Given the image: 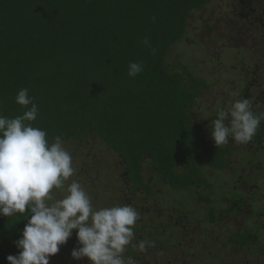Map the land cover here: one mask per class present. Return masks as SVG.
<instances>
[{
	"label": "trees",
	"instance_id": "obj_1",
	"mask_svg": "<svg viewBox=\"0 0 264 264\" xmlns=\"http://www.w3.org/2000/svg\"><path fill=\"white\" fill-rule=\"evenodd\" d=\"M213 1L0 0V114L22 115L26 109L15 97L27 88L39 108L33 126L46 130L50 143L56 137L64 143L99 137L121 158L136 190L157 194L148 182L149 169L164 188L179 194L177 204H171L177 207L167 211L171 223L184 221L189 213L183 207L194 201L197 211L206 205L211 223L222 225L243 204H236L232 197L227 209L226 200L215 195L228 178L219 177V187L207 178L216 169H225L233 149L228 143L216 146L211 138L217 114L208 119L195 114L202 89L210 90L214 80L210 76L211 80L203 81L178 59L177 64L168 63L174 47L196 27L190 28L191 19L202 18V11H208ZM253 2L261 3L264 11V0ZM145 38L148 45L143 43ZM236 42L246 43L245 39ZM130 62H143V71L130 77ZM224 81L221 84L227 87L228 80ZM246 96L241 90L223 95L227 100ZM260 100L264 113V90ZM262 124L259 132L264 138V120ZM235 174L240 178L238 170ZM217 200L225 208L219 217L220 209L212 205ZM155 213L166 214L160 208ZM147 217L155 222L153 214ZM251 217L256 222L253 232L264 229L259 211L251 210ZM25 218L24 214L0 216V264H8V255L19 254L15 242L21 238ZM156 224L157 231L163 232L173 225ZM152 227L135 225L132 243L154 236L149 232ZM160 239L154 238L156 246L171 240ZM229 239L226 246L232 264H254L260 258V245L252 248L236 232ZM143 252L138 251V256ZM157 264L168 263L159 259Z\"/></svg>",
	"mask_w": 264,
	"mask_h": 264
},
{
	"label": "clouds",
	"instance_id": "obj_2",
	"mask_svg": "<svg viewBox=\"0 0 264 264\" xmlns=\"http://www.w3.org/2000/svg\"><path fill=\"white\" fill-rule=\"evenodd\" d=\"M143 43L148 45V39ZM143 69V62H130L128 75L135 77ZM15 102L26 109L22 115L0 114V216L24 214L27 223L15 242L19 254L8 255V264H50L73 230L81 246L71 251L72 258L87 257L90 264H136L125 253L135 239L139 212L129 204L97 208L79 181L66 183L76 171L72 154L60 137L50 143L47 131L33 126L39 108L27 88L18 91ZM262 120L264 113H255L247 98L237 99L218 111L211 138L216 146L230 139L247 144ZM55 190L64 193L62 198H55ZM134 246L143 252L154 242L140 240Z\"/></svg>",
	"mask_w": 264,
	"mask_h": 264
},
{
	"label": "rangeland",
	"instance_id": "obj_3",
	"mask_svg": "<svg viewBox=\"0 0 264 264\" xmlns=\"http://www.w3.org/2000/svg\"><path fill=\"white\" fill-rule=\"evenodd\" d=\"M253 1L260 2V0H214L208 11H202V18L198 19L195 17L191 19L190 28L191 26H193L192 28L196 27L192 33H187V40L181 41L174 47L168 58V63L170 62L171 64H177L178 60L183 62V66L190 70L193 75L204 78L203 81L205 79L211 80L210 76L213 77L212 87L210 90L202 89L200 101L195 106V114L198 116L208 119L211 115L217 114L218 108L216 105L224 107V109L231 107L234 100L224 98V92L226 91L228 96L231 92H240L238 86L244 74L242 69L247 70L254 65L253 57L256 63L255 68L253 66L252 69H258V77L257 82H254V87L251 86L252 89L248 100L251 103L252 110L258 114L259 105L257 102L264 90V11ZM234 5L235 8H233ZM227 18L238 23L241 26L240 28H246L241 36L237 33L233 35L234 37L231 35V28L227 26ZM210 26H213V28H209ZM250 29H252V32H250ZM236 39L241 41L245 39L246 43L236 42ZM241 45H243L242 48ZM180 72H182L181 69ZM224 78L226 79L225 81ZM227 80V87L221 84V81L227 82ZM225 101L228 102L223 106ZM64 145L72 154L73 167L76 170L75 174L66 183H71L72 180L79 181L91 196L95 207L102 208L117 204H129L140 214L139 220L141 222L138 220V223H136L139 228H142L144 224L153 225L154 227V224L159 219L158 214L155 213L156 207L164 211H168L171 208L173 210V208L177 207H172L171 204L173 202L177 204L180 199L179 194L164 188L161 181L149 169L146 172L148 179H150L148 182L157 194L153 195L147 191L139 192V194L135 193V188L129 181L128 172L124 168L123 161L99 137L88 138L83 142H66ZM247 153L249 155L259 154L257 149L246 148L236 154L232 158V162L237 168L249 174L251 166L247 162L251 158L245 156ZM261 172L264 175V171ZM223 176L229 177V174L223 173ZM223 176L220 177L223 178ZM221 181L222 179L219 178V183ZM259 182L264 185V177ZM233 185L231 183L230 186ZM168 191H170L169 197H163L165 199H162V196H166ZM63 194L60 190H56L54 196L59 199L62 198ZM186 196L184 195L183 197ZM194 204L195 202L193 201L191 205L186 206V208L183 207V209L188 210L190 213L192 207H197ZM147 210L150 211L151 217L153 214L155 222L147 217L149 215L145 213ZM167 214L168 212L165 214V218L159 220L169 221ZM199 216H201L200 211ZM245 216L246 214L243 213L229 215L225 222L222 225L220 224L221 227L212 226L206 229L205 227L208 225L202 224L200 228H202L203 235L210 239L208 244L201 240H199L198 244L193 243L190 237L183 238L176 235L174 239H171L170 243L164 244L165 252H170L171 255L174 254L176 257L177 254L181 253L182 248L192 247L201 255V258L205 259L207 255H210L208 259L211 260L212 250L214 252V249L217 250L218 246L222 249V246L229 244L231 230L234 232L236 228L239 230L247 227V222L244 221ZM191 221H196V217H191ZM153 227L149 232L154 233V236L163 233V229L157 231ZM214 228L216 233L211 236L210 232ZM164 239L167 240V236L161 237V240ZM149 240H154V237H150ZM172 245H178L179 248H174ZM80 246L76 238V230H73L72 237L69 238L66 244L60 246V251L56 255L50 257V264H90L87 257L79 260L72 258L71 251ZM213 263L209 262L208 264Z\"/></svg>",
	"mask_w": 264,
	"mask_h": 264
},
{
	"label": "flooded vegetation",
	"instance_id": "obj_4",
	"mask_svg": "<svg viewBox=\"0 0 264 264\" xmlns=\"http://www.w3.org/2000/svg\"><path fill=\"white\" fill-rule=\"evenodd\" d=\"M260 5L261 3L258 4V6ZM226 21H227V26L231 28L230 31H231L232 36L234 35L233 33L235 34L237 33L238 35L241 36L242 33L246 30V28L245 29L240 28L241 26L235 21L231 20L230 18H227ZM250 32H252V29H250ZM253 61H254L253 66L255 68L256 62H255L254 57H253ZM253 66H250L249 67L250 69H247V70L242 69V71H244L243 72L244 74H243L242 80L239 83L240 90L241 92L247 94V96L245 97L247 99L252 89L251 86L254 87V82L255 83L257 82V77H258V71H257L258 69L253 70L252 69ZM235 101L236 100H234L233 103ZM257 103L259 105V108H258L259 109L258 114H259L261 113L260 112L261 111L260 98ZM226 104L227 102L225 101L223 106H225ZM223 108L224 107H222L221 109ZM217 115H218V112H217ZM262 125L263 124L261 121L260 126L257 129L256 135L247 144H239L235 142L234 140L230 139L228 145L232 146L233 149H231V153L227 157L228 158L227 166L225 167V169H222V170L216 169L211 174H209L207 177L212 180L214 179L216 182L215 185L218 186L219 177L222 176L223 173L229 174V177H227L228 179L225 181V182L227 181L229 182L221 184V186H224L225 188L222 190V187H221L220 190L222 192H220L218 195L216 194L215 197L216 198L222 197L223 200H226L224 204L228 205L226 207L227 209H229L232 205V203L229 201V199L231 200L232 197L236 199L235 201L236 204L237 203L243 204V209L240 212H238L237 214H230V215H239L242 213L246 214V216L244 217V221L247 222V227H245L244 229H239V230H237L236 228V231L234 232H236L238 235H242L243 241L251 245L252 248L258 245L261 246V251L257 253V255H260V258L255 260L254 264L264 263V261L262 260L264 258V229L261 228L260 231L253 232V230L256 229V224H255L256 222H252L251 220L252 218L251 210L259 211L262 217L261 218L258 217V220H264V185L261 182H259L260 179L264 177L263 172H261V171H264V138L260 137L261 133L259 132V129L262 127ZM246 148L255 149V150L257 149L259 153V154L254 153L255 155H249V153L245 154V156H249L251 158L247 162V164L251 166V171L249 172V174H246L244 170L242 169L240 170L239 168H237L235 164L232 162V158L235 157V155L238 154L240 151H244V149ZM251 154L253 153L251 152ZM236 170H238L240 178L236 176L235 174ZM231 183L234 185L230 186ZM143 191H147V190H136L135 189L134 192L139 194V192H143ZM168 194H169V191L166 196H168ZM235 203L234 205H236ZM224 204L220 203L218 200L212 203L213 207L217 206L220 209V212L218 213V217L221 216L222 215L221 213L225 211V208H222ZM203 207L206 208V205H204ZM203 207H200L201 216H199V211L196 210L197 207L196 208L192 207L191 208L192 211H190V213L188 212L189 213L188 217L185 218L184 221L181 219V220H178L177 222L175 221L172 222L174 227L171 223V220L169 219L168 223L172 225V228H169L167 232L164 231L162 233L163 235L161 236L160 234H158L157 236H152V237L161 238L162 236H167V240H168L169 238L170 239L175 238L177 235V236H182L183 238L190 237L192 238V242L197 243V244L199 240L203 241L205 244L210 243V239L203 235L202 233L203 231H202V228H200V226L202 224L208 225L205 227L206 229H208V227H212V226L220 227V223H216V224L211 223L208 213L207 211L204 210ZM165 212L167 213V211ZM149 213L150 211H148V214ZM228 216L225 217V220ZM158 217L159 219L165 218V216H159V215ZM191 217H196V221H191ZM159 219L157 221H160ZM250 222H252V224H250ZM170 230H173V233H171ZM231 232L233 231L231 230L230 234ZM213 233H216L215 228L214 230H211L210 232L211 236ZM243 235H246V238H244ZM149 239L147 238L146 240H144L140 238V240H144V241H150ZM156 243H157L156 240H154V246L148 247L140 257L138 256V251H139L138 248H136L134 244L132 243L131 252L126 251L125 256L131 255V257L135 259L136 264H157L159 259L160 260L162 259L165 262L167 261L168 264H208L209 262L211 263L215 262L213 264H232V260H233V258L229 256L230 251L226 245H225L226 249L223 248L224 246H222V249L220 246H218L217 250L214 249V252L212 250V254H211L212 259L210 260L208 259L210 255H207L205 259L203 257L201 258V255H199L196 249L192 247H187L186 249L182 248L180 251L181 253L177 254L175 257L174 254L171 255L170 252L169 253L165 252V249H164L165 243H163L161 247L156 246ZM167 243H170V242H167ZM180 245L182 246V244ZM172 246H174V248H179L178 245H172ZM251 247L248 246L249 249H251ZM157 250H160V251L156 252ZM173 252H176V251H173Z\"/></svg>",
	"mask_w": 264,
	"mask_h": 264
}]
</instances>
